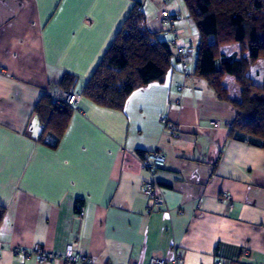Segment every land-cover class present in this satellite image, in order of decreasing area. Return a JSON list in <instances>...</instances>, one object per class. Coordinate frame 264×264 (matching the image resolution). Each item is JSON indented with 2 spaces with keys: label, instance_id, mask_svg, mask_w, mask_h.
Returning <instances> with one entry per match:
<instances>
[{
  "label": "crops",
  "instance_id": "0c3cea01",
  "mask_svg": "<svg viewBox=\"0 0 264 264\" xmlns=\"http://www.w3.org/2000/svg\"><path fill=\"white\" fill-rule=\"evenodd\" d=\"M134 5L168 44L172 68L121 110L82 96L57 147H46L36 106L65 76L82 95ZM161 10L178 37L159 31ZM198 42L183 0H0V264H37L15 248L60 256L72 243L92 264H264V150L229 137L238 112L193 75ZM247 76L263 86V61ZM151 152L166 158L154 174L165 205L148 213L141 161Z\"/></svg>",
  "mask_w": 264,
  "mask_h": 264
},
{
  "label": "trees",
  "instance_id": "16d2710c",
  "mask_svg": "<svg viewBox=\"0 0 264 264\" xmlns=\"http://www.w3.org/2000/svg\"><path fill=\"white\" fill-rule=\"evenodd\" d=\"M189 19L199 33L193 75L205 80L217 100L231 104L238 115L231 123L229 137L264 150V85L256 86L247 76L258 60L264 63V0H183ZM239 47L238 55L226 56L221 48ZM186 53H184L185 55ZM172 68V53L145 24L134 5L82 96L93 104L121 110L129 96L150 84L160 83ZM233 77L239 87L238 99L229 96L223 80ZM63 77L62 91L74 85ZM43 126L44 145L55 149L66 128L70 108L55 106L44 96L34 110ZM4 209L0 207V222Z\"/></svg>",
  "mask_w": 264,
  "mask_h": 264
},
{
  "label": "built area",
  "instance_id": "2783aa9c",
  "mask_svg": "<svg viewBox=\"0 0 264 264\" xmlns=\"http://www.w3.org/2000/svg\"><path fill=\"white\" fill-rule=\"evenodd\" d=\"M157 21L158 29L161 33L172 34L175 38L182 34V31L172 30V20L165 10H161L159 12ZM184 53V49H180L177 55V60H180ZM181 69L183 73H186L187 66L182 64ZM50 96L55 106L66 105L73 110L78 109V105L82 100V95L74 92L73 90L59 91ZM161 122L164 123L165 121L162 119ZM211 126L218 128L219 124L217 122H212ZM165 162V156L158 152H151L146 154L141 161V168L150 174L149 180L143 182L141 186V191L146 198V207L148 213L154 210H160L165 205L164 199L157 189V182L154 180L155 171L162 168L165 165ZM224 199L230 202L227 195L224 196ZM229 209H231L230 205ZM82 216L83 211L82 209H80V211L77 213V217L81 219ZM11 254L15 258H21L24 262L34 260L37 264H48L54 262L55 260H60L63 264H92L91 260L77 248V245L75 243L68 245L64 253L60 256H55L50 252L42 251L38 247L33 248L30 252H27L24 249L15 248L11 251ZM182 263L183 262L181 258L170 262V264ZM149 264L166 263L159 259H151L149 261Z\"/></svg>",
  "mask_w": 264,
  "mask_h": 264
},
{
  "label": "rangeland",
  "instance_id": "374dc122",
  "mask_svg": "<svg viewBox=\"0 0 264 264\" xmlns=\"http://www.w3.org/2000/svg\"><path fill=\"white\" fill-rule=\"evenodd\" d=\"M224 53H226V52H224ZM238 53H239V51H238ZM232 80H233L232 82H234V79H232ZM232 84H234V83H231L228 86L229 96L232 97V98H237L239 87H238V85H232ZM227 85H228V83H227Z\"/></svg>",
  "mask_w": 264,
  "mask_h": 264
}]
</instances>
